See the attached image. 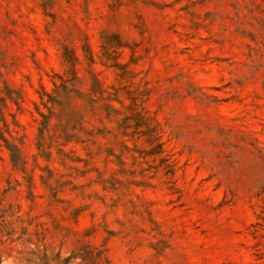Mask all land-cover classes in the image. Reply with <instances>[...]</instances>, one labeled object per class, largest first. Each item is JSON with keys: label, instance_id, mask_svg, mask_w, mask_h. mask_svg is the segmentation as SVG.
Listing matches in <instances>:
<instances>
[{"label": "rangeland", "instance_id": "1", "mask_svg": "<svg viewBox=\"0 0 264 264\" xmlns=\"http://www.w3.org/2000/svg\"><path fill=\"white\" fill-rule=\"evenodd\" d=\"M0 264H264V0H0Z\"/></svg>", "mask_w": 264, "mask_h": 264}, {"label": "trees", "instance_id": "2", "mask_svg": "<svg viewBox=\"0 0 264 264\" xmlns=\"http://www.w3.org/2000/svg\"><path fill=\"white\" fill-rule=\"evenodd\" d=\"M6 142L8 143V141L6 140ZM9 144V143H8Z\"/></svg>", "mask_w": 264, "mask_h": 264}]
</instances>
